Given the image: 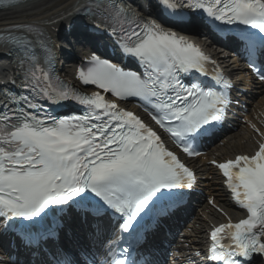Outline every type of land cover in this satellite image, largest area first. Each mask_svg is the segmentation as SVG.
<instances>
[{"label":"snow or ice","instance_id":"snow-or-ice-1","mask_svg":"<svg viewBox=\"0 0 264 264\" xmlns=\"http://www.w3.org/2000/svg\"><path fill=\"white\" fill-rule=\"evenodd\" d=\"M13 3L0 0V5ZM157 3L169 15L188 9L225 25L251 26L264 34V0ZM83 7L94 21L105 22L101 13L108 21H124L121 50L142 65V72L124 70L93 54L89 66L78 71V78L83 85L116 98L110 100L101 91L87 93L62 80L54 82L49 70L51 48L46 43V61L25 51L18 63L20 88L28 94H12V89L0 86V227L8 231L20 221L34 225L49 211L63 212L76 205L85 219H108L112 235L102 242L103 251L85 249L89 259L81 261L69 259L66 249H56L52 259L45 254L39 264H151L140 252L151 228L144 226L142 238L137 226L150 214L159 221L171 210V203L154 211L157 201L191 189L196 177L151 127L122 109L117 100L139 98L151 110L152 120L192 156L199 155L193 146L196 138L223 118L230 103L225 89L232 85L223 77L212 84L188 80L193 72L207 76L209 57L153 21H144L141 27L138 20L142 17L122 0H85ZM42 36L38 27L20 23L9 25L0 41L31 45ZM244 39L250 55L264 47V36L259 42L251 36ZM250 67L264 81V69L257 68L255 60L250 59ZM66 103L77 104L82 111L57 116L44 107ZM217 166L247 216L214 228L208 259L214 264H251L254 254L264 256V143L254 155H237ZM59 231L62 227L58 225ZM25 234L28 247L53 243L51 229L34 234L26 228ZM224 239L230 243H222Z\"/></svg>","mask_w":264,"mask_h":264},{"label":"bare ground","instance_id":"bare-ground-1","mask_svg":"<svg viewBox=\"0 0 264 264\" xmlns=\"http://www.w3.org/2000/svg\"><path fill=\"white\" fill-rule=\"evenodd\" d=\"M73 2L74 0H35L13 9L0 10V27L26 20L43 26L55 37L56 28L63 16L71 12ZM56 19L60 20L51 24V21Z\"/></svg>","mask_w":264,"mask_h":264}]
</instances>
